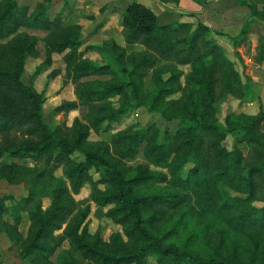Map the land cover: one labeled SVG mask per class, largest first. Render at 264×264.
Returning <instances> with one entry per match:
<instances>
[{
    "label": "rangeland",
    "instance_id": "obj_1",
    "mask_svg": "<svg viewBox=\"0 0 264 264\" xmlns=\"http://www.w3.org/2000/svg\"><path fill=\"white\" fill-rule=\"evenodd\" d=\"M1 1V0H0ZM32 13L42 2H50L52 19L67 3V11L62 14L63 25L52 32L29 31L19 29L17 34L26 33L35 39L32 53L25 58L23 82L45 97L43 116L50 128L59 127L68 139L72 135L71 126L77 120L88 124L94 114H107L109 109H117L129 101L130 95L109 97L101 102L102 108L90 113L85 106H78L68 112H54L63 101H77L75 90L78 84L104 86L116 80L113 76H97L72 79L68 74L69 63L65 61L67 51L52 53L46 59V43L56 33L75 29L83 38L79 59L104 65L117 61L118 52H124L120 61L130 68L137 64L129 59L132 54L142 53L143 45L127 44L123 37L122 16L131 3H137L150 9L157 17L159 25L187 24L190 31L179 33L176 40L188 38L196 31L197 24H203L209 30L201 34L194 42L203 58L187 65L173 61H162L148 68L144 75H132L130 79L137 83L138 99L144 107L124 116L111 129L103 133L92 130L84 142L77 145L72 159L82 161L84 152L104 151L105 156L130 178L148 166L149 172L166 174L167 179L160 183H147L133 186L136 197L149 194H189L199 179H204L203 170L190 172L191 163L181 165L177 155L171 153L168 162L176 168V177H185L187 184L180 188L170 181L169 171L149 164L144 156L146 146L154 147L155 142L167 134H172L177 123L193 118L205 122H216L223 128L246 123L260 113L264 115V56L260 63L254 61L258 41L264 37V0H16ZM244 32V35L242 34ZM243 38L236 46L231 41ZM11 39V37L9 38ZM176 40L174 42H176ZM215 46L205 51L204 42ZM8 40L0 42V48L7 47ZM175 44V43H174ZM208 50L212 53H208ZM156 56L155 53L151 54ZM76 63V62H73ZM209 77L212 80L211 96L206 100L204 85L188 83ZM127 97V98H126ZM154 127L151 139L143 143L138 154L132 159H119L118 146L114 137L129 131ZM260 134L264 132V122L260 125ZM19 138L18 133L14 134ZM12 138V135H7ZM17 137V138H18ZM73 137L69 139L72 146ZM227 149L234 145V139L228 134L223 141ZM239 149L244 155L247 147ZM120 162V163H119ZM94 181L98 175L91 170ZM206 180V179H205ZM226 194L243 199L245 190L239 186L224 182ZM104 190L103 185L98 186ZM90 186H83L73 194L61 168L53 171L52 177L41 176V163L20 161L4 156L0 160V264H89L73 251L68 242L62 239L63 230L69 221L78 219L82 222L80 231L88 242L107 252L129 253L132 245L124 236L122 227L112 220L108 211L112 205L96 206L89 199ZM30 199L38 202L43 211L59 205L69 210L66 222L61 229L52 234L44 233L35 238L36 226L32 225L25 213L19 223H15L8 209L18 202ZM233 208L220 215L201 214L194 204H183L177 208H164L161 212L146 209L144 217H156L155 222L147 224V230L156 238H163L165 244L183 247L194 254L206 258L213 256L237 264H261L264 262V233L254 227L234 228L229 218L236 215ZM157 213V214H156ZM32 242L35 245L31 246ZM147 264H156L152 256L146 257Z\"/></svg>",
    "mask_w": 264,
    "mask_h": 264
},
{
    "label": "trees",
    "instance_id": "obj_2",
    "mask_svg": "<svg viewBox=\"0 0 264 264\" xmlns=\"http://www.w3.org/2000/svg\"><path fill=\"white\" fill-rule=\"evenodd\" d=\"M160 1L166 3L168 0ZM51 9L50 2H42L32 13H28V8L19 5L16 0L0 1V42L8 40L7 47L0 48V160L8 156L15 160L41 163V176L46 178H51L53 171L61 168L73 194L89 185L90 201L100 207L113 206L107 215L122 227L124 236L132 245V252H107L99 249L96 244L87 241L84 230L80 231L82 222L78 219L69 221L63 230L62 239L89 264H147V256H152L156 264H237L213 256L203 258L183 247L165 244L163 238H156L147 230V224L155 222L156 217H144L143 212L155 209L159 213L164 208H177L191 203L201 214L220 215L237 208L236 215L229 218L231 226L254 227L264 233V132H259L260 125L264 122L262 113L247 119L246 123L228 128H223L214 121L205 122L193 118L181 120L172 134H167L166 138L163 136L159 142H155L154 147L146 146L144 156L147 162L155 167L168 169L170 181L180 188L185 187L187 181L185 177H176L174 172L177 167L173 168V164L168 162L171 153L177 155L176 161L179 164L191 163L190 172L200 169L205 172L206 177L199 179L190 193L182 196L149 194L136 197L133 186L164 182L166 174L149 172L148 166H142L136 175L127 178L115 163L108 160L104 151H86L79 162L72 159L73 148L84 142L91 130L94 133L107 132L124 116L144 107L138 99L137 83L130 79L132 75L142 76L150 66L162 61L182 65L199 61L203 58L202 53L206 52H201L194 42L201 34L208 33V28L198 23L188 41L176 40L179 33H189L190 25H159L150 9L131 3L122 16L123 37L127 44L138 43L146 49L129 57L134 62L137 60L132 68L118 59L124 56V52H118L116 62L104 65L78 61L83 38L73 28L56 33L48 39L46 59L49 60L52 53L67 51L64 58L69 63L68 74L72 79L106 75L113 76L116 80L128 79L126 82L114 81L104 86L80 83L75 90L77 101H63L54 109V112L59 113L85 106L92 114L96 109L102 108L101 102L107 98L130 95L129 101L127 99V103L121 104L117 109H109L107 114L100 116L92 115L87 125L75 120L70 129V138L73 137L70 146V138L67 139L59 127L50 128L45 123L42 108L45 103L44 95L22 80L25 58L32 53L35 39L29 42L30 38L26 33L20 35L17 32L23 28L50 33L54 28H60L66 17L62 18V14L68 9L67 3L63 4V8L52 19ZM243 35L239 39H231L234 45L239 44ZM208 47L212 52L215 51L214 45L204 42L205 51ZM209 50L208 53H212ZM153 53L156 56H152ZM263 56L264 37L258 41L254 61L260 63ZM211 82L209 77L193 81L188 78V83L205 86L206 100L211 96ZM154 132L156 129L150 127L116 135L114 143L119 148L118 158H134L139 147L151 139ZM16 133L21 137L14 135ZM10 134L12 138L7 137ZM228 134L234 139L231 149L223 145ZM242 144L248 149L246 155L239 149ZM91 170L98 175L97 181L93 180ZM224 182L243 188L245 197L239 200L235 196H228L225 190L228 186ZM99 185H103L104 190L99 189ZM8 213L15 223H19L21 214L25 213L29 222L36 226L35 238L60 230L70 214L69 210L59 205L43 211L40 203L30 199L11 206Z\"/></svg>",
    "mask_w": 264,
    "mask_h": 264
}]
</instances>
